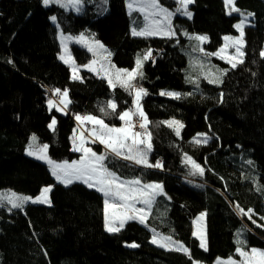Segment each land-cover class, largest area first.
<instances>
[{"label":"trees","instance_id":"1","mask_svg":"<svg viewBox=\"0 0 264 264\" xmlns=\"http://www.w3.org/2000/svg\"><path fill=\"white\" fill-rule=\"evenodd\" d=\"M81 1L84 7L76 12L55 2L45 5L44 0H0V191L36 197L51 187L50 205L29 202L11 211L0 207V264H212L238 255V232L246 250L264 249V0H236L242 12L254 15L245 28L242 62L233 68L216 59L224 70L221 83L187 81L185 50L194 46L190 35H207L204 48L213 53L226 35L237 34L242 15L229 14L224 0H194L188 6L191 18L175 12L177 0H159L175 13L172 37L133 36V21L140 26L142 16L130 15L126 0ZM60 31L92 33L119 68L133 69L137 57L151 50L143 77L132 83L147 91L141 104L150 121L148 160L162 167L111 154L105 160L123 179L162 184L164 194L156 198L145 224L130 220L119 232L106 231L102 193L82 183L58 182L46 163L26 153L36 135L53 160L79 159L82 153L73 150L76 115L120 126L119 114L133 108L134 92L130 95L118 84L110 87L103 76L81 69L80 79H73L60 59ZM71 50L80 65L93 58L79 43H72ZM54 89L68 91L71 103L64 112L49 109ZM109 100L117 105L115 113L107 107ZM171 120L183 125L179 136L177 126L162 123ZM197 134H207L208 142L195 143L194 138L203 139ZM90 144L106 153L100 143ZM185 154L204 169L202 176L191 174ZM237 206L252 212L239 213ZM203 212L206 251L193 235V221ZM153 229L181 242L191 255L152 243ZM132 243L139 247H129Z\"/></svg>","mask_w":264,"mask_h":264},{"label":"snow or ice","instance_id":"2","mask_svg":"<svg viewBox=\"0 0 264 264\" xmlns=\"http://www.w3.org/2000/svg\"><path fill=\"white\" fill-rule=\"evenodd\" d=\"M50 2H59V0H44L45 5ZM80 0H68V4L72 6L79 5ZM178 7L175 12L183 16L191 18L192 12L188 10V6L194 3V0H177ZM226 8H230L231 12H240V9L235 6L234 0H224ZM62 7H66L67 4H62ZM130 12H141L144 14V19L146 23L143 27H140L139 30L136 27H133L131 34L133 36H166L172 37L176 35L175 30L172 27V17L175 14L174 12L169 11L167 8L163 7L159 0H130L128 4ZM77 11L79 8L77 7ZM243 15V14H242ZM254 14L248 13L245 16V19H242L235 27L239 29V37L225 36L224 46L216 53H211L206 55H218L221 59H227L228 63L231 64L233 68L237 66V62H242L244 53L242 52V47L244 44L243 37L244 31L243 27L247 16H252ZM55 20V17L52 18ZM188 35L187 33H184ZM198 42H203L207 40L206 36L196 35L193 37ZM77 42L86 43V38L83 34L78 38ZM63 44V39L61 41ZM88 50L93 53L94 57L101 56V59H106L102 53H107V56L110 57L111 53H108L104 46L99 42L95 41L94 44H87ZM229 47H234L236 54L240 57L239 61H236L235 56H226L227 50ZM65 53H67V46L64 45ZM194 51H203L202 48L198 46L193 49ZM264 56V52L261 53ZM151 57V50L149 49L141 59L140 56L137 57L136 67L129 71L128 69H117L115 65H111L110 62L106 66L103 63L99 64V67H96L98 61L93 59L89 64L84 65L83 67L88 68L90 71L96 72L98 75L103 73L104 78L107 79L110 87L115 88L118 84L120 87L125 88L126 91H129L130 95L134 92L133 105L134 108L123 111L119 114V120L123 121V125L120 127L109 126L104 123L103 119H100L96 116L85 115L80 116L76 115V120L80 124L85 122H90L94 126L90 130V135L93 137V143L99 142L106 149L105 154H97L93 151L92 148L86 147V142L88 137H86L81 131L79 137L76 136V130H73V145L74 151L82 153L79 160H73L71 163L68 161L56 162L51 158L47 157L46 152L48 145H43L38 150L34 149L36 143L35 135L32 136L29 145V155H37L38 159L46 160L51 167V174L55 179L65 185L73 183V181H81L90 188H95L97 191L103 195L104 203V225L106 231L110 233L119 232L125 227L127 221L130 220H139L141 224H145L148 216L151 213V207L155 202L156 198L162 194L163 186L159 183H148L143 184L139 178H134L131 180L122 179L117 175L116 172L110 170L105 165V160L108 154L114 155L115 157L123 158L129 160L138 165H143L149 168H160L162 164L157 161L155 164L149 163L148 154L152 149L151 144V133L147 131L150 121L146 113L143 111V108L140 104V100L143 95H147L145 89L137 88L132 83L137 77H143V72L141 71L143 67V62L148 60ZM60 59L63 60L66 64H71L73 66V79H80L78 75L79 69L76 67L73 58L70 55H61ZM114 70V71H113ZM223 74L224 70H218ZM189 82L195 83L193 80ZM211 83L220 82L219 76L213 75L210 79ZM54 93L60 96L58 102L49 99L48 106L51 110L53 107L57 111H64L68 104L71 103L68 100V92L64 90L61 92L60 89H54ZM161 95H167L176 99H179L181 94L177 92H161ZM186 95H191L187 93ZM61 105L63 107H61ZM107 107L112 110V113H115L117 105L114 101L109 100L107 102ZM101 112H104L105 115L109 113L105 112L104 108L100 109ZM137 116L139 118V129L142 131H136V123L133 122V117ZM167 124L169 127L177 126L175 128L176 134L180 135V128L183 125L176 120L164 121L162 122ZM56 124L55 118L52 119V122L49 124V128H54ZM200 138H194L195 143H207L209 137L207 134H197ZM77 140L79 144L77 146ZM185 162L191 165L193 175H203L204 169L197 164L191 157L185 154ZM250 164L251 161H248ZM51 191V187H45L41 190L40 194L33 199L30 196L17 195L16 193H10L7 196L0 197V201L6 200L11 208H21L25 203L31 201L33 203H50L48 193ZM143 205L142 207H137V205ZM0 206H3L0 203ZM239 213L248 215L252 212V209H248L247 212H244L243 209L237 206ZM204 213H201L197 218L196 222L202 221L204 218ZM249 218H251L249 216ZM153 231L152 243L159 244L161 247L173 246L175 250L182 251L188 255H191L189 249H187L181 242L174 241L170 236H159L158 233ZM194 236H198L200 239V247L207 250V243L204 237L203 232L200 228H197V231L193 232ZM240 233H237V247L235 249L236 253L239 254L240 259L236 260L232 256H229L227 259L217 258L216 264H264V249L250 248L246 250V242L239 239ZM129 247H139V245L133 243ZM198 264V262H194Z\"/></svg>","mask_w":264,"mask_h":264},{"label":"rangeland","instance_id":"3","mask_svg":"<svg viewBox=\"0 0 264 264\" xmlns=\"http://www.w3.org/2000/svg\"><path fill=\"white\" fill-rule=\"evenodd\" d=\"M234 2H235V6L237 7V5H236V0H234ZM51 3V2H50ZM50 3H48L47 5H49ZM55 3H59V4H67V6L65 7V8H71V9H73L74 11H76V12H80V11H82V9H83V7H84V2H82L81 0H80V3H79V5H76V6H72L71 4H68V0H59V2H55ZM77 7L79 8V11H77ZM238 8V7H237ZM190 11V10H189ZM227 11H228V13H230V8H227ZM231 13H241V15H242V18H241V20L242 19H245V16L248 14V13H250V12H242L241 10H240V12H231ZM143 16H144V14L143 13H141ZM251 19H252V16H247V19H246V21H245V24H244V27H243V31H244V33H245V28H246V26H248L249 24H251ZM172 20H173V17H172ZM240 20V21H241ZM54 22H56V18H55V20H53ZM240 21H238L237 22V24L238 23H240ZM146 22V21H145ZM236 24V25H237ZM237 29V28H236ZM83 35L85 36V38H86V41H87V44H94V42L95 41H99V40H97L95 37H94V35L92 34V33H83ZM196 35H202V34H195V35H190V36H192V38L194 37V36H196ZM239 35H240V31H239V29H237V34H235V35H226V36H232V37H239ZM81 36V34L80 35H73V34H65V33H63L62 31H60L59 32V40H60V43H61V41H62V39H63V44L61 43V53H60V56L63 54V55H70L72 58H73V60H74V62H75V65H76V67L79 69V71H78V75H79V77H80V71H81V69H85V70H89L88 68H86V67H83L84 65H87V64H89L91 61H93V59H96L97 61H98V63H97V65H96V67H99V64L100 63H103V64H105L106 66L109 64V62H110V64L111 65H113V62H111L112 60H111V56L110 57H108L107 56V53H102V55L104 56V57H106V59H101V56H97V57H94L93 56V58H92V60L91 61H89L88 63H86V64H83V65H80V64H78L77 62H76V60H75V58H74V56H73V53H72V50H71V44L72 43H79V44H81V45H84V46H86L87 47V44L86 43H82V42H77V40H78V38ZM157 36H159V35H157ZM202 36H206L207 37V35H202ZM194 39V38H193ZM208 41V37H207V40H205V41H203V42H198V41H196L195 39H194V46L193 47H191V48H189V49H186L185 50V52H186V54H187V56H188V59H189V63H188V67H187V69L185 70L186 72H185V74H186V79H187V81H189L190 79L191 80H194V81H196V80H198V79H200V78H203V79H207L209 82H210V79L213 77V75H215V76H219V78H220V82H218V83H221L222 82V79H223V74H221V72L220 71H218V70H222V68H221V66L217 63V61H216V59H220V60H224V61H226V62H228L227 61V59L225 58V59H221L220 58V56H218V55H206V53L207 54H211V53H208L206 50H205V48H204V43H206ZM243 41H244V44H243V47H242V52L244 53V45H245V39H244V37H243ZM103 46H104V48L107 50V52L108 53H110V51H109V49L101 42V41H99ZM224 44H225V40H224V43H223V45L216 51V52H218L223 46H224ZM64 45H66L67 46V53H65V50H64ZM199 47V48H202L203 49V51H194L193 49L194 48H196V47ZM88 48V47H87ZM216 52H213V53H216ZM92 55H93V53H92ZM226 56H235L236 57V61H234V62H237V61H239V59H240V57L236 54V50H235V48L234 47H229L228 48V50H227V53H226ZM243 57H244V55H243ZM141 59H142V57H140ZM243 59V58H242ZM110 60V61H109ZM63 61V60H62ZM64 62V61H63ZM65 63V62H64ZM238 63V62H237ZM66 64V63H65ZM69 67H70V69H71V71H72V77H73V66L71 65V64H67ZM136 67V66H135ZM134 67V68H135ZM115 68H117V69H124V68H119V67H117V66H115ZM133 68V69H134ZM129 70V69H128ZM132 69H130L129 71H131ZM90 71V70H89ZM114 71V70H113ZM93 72V71H92ZM94 73H96V72H94ZM224 73V72H223ZM97 74V73H96ZM100 76H103V73H101V74H99ZM104 77V76H103ZM135 87H137V88H139L137 85L135 86ZM63 92V91H62ZM68 92V91H67ZM142 99V98H141ZM68 100H69V95H68ZM59 101V100H58ZM57 101V102H58ZM140 104H141V100H140ZM141 106H142V104H141ZM61 107H63L62 105H61ZM133 108H134V105H133ZM143 108V107H142ZM64 111H66V109L64 110ZM64 111H61V112H64ZM77 121V120H76ZM91 124V126H92V128H93V124L92 123H90V122H85L84 124H80L78 121H77V124H78V132L76 133V135H77V137H79V135H80V133H81V131H83V127H84V131H83V133H84V135L86 136V137H88V140H87V142H86V147H90V148H92L93 149V151H95L97 154H101V153H99V152H97V150L96 149H94L93 148V146L90 144V143H93L92 141H93V137H91V135H90V130L92 129V128H90V129H86V125L87 124ZM124 123V122H123ZM123 125V124H122ZM122 125H120V126H122ZM109 126H111V125H109ZM120 126H116V127H120ZM55 127V126H54ZM53 129V128H52ZM149 132V131H148ZM33 136V135H32ZM32 136H31V138H32ZM35 137L37 138V136L35 135ZM31 138H30V142H29V145H30V143H32V141H31ZM97 143H99V142H97ZM78 144H79V140H77V146H78ZM29 145H28V147L26 148V153L28 154V151H29ZM43 145H46V144H44V143H40V141H39V139L37 138L36 139V143H35V145L33 146L34 147V149H36V150H38L40 147H42ZM29 155V154H28ZM46 155H47V157H49V158H51L49 155H48V148H47V152H46ZM29 156H31V157H33V158H35V159H38L37 158V155H29ZM52 159V158H51ZM80 159V158H79ZM79 159H75V160H79ZM38 160H40V161H42V162H44V163H46L47 165H48V167H49V169L51 170V167H50V165L47 163V161L46 160H42V159H38ZM53 160V159H52ZM53 161H55V160H53ZM56 162H58V161H56ZM69 163H71L72 161H68ZM59 163V162H58ZM123 179V178H122ZM127 180H129V179H127ZM131 180V179H130ZM73 183H82V184H84L83 182H81V181H73ZM73 183H71V184H73ZM143 183V182H142ZM150 183H156V182H150ZM63 184V183H62ZM143 184H148V183H143ZM159 184H161V183H159ZM65 185V184H64ZM70 185V184H69ZM86 185V184H85ZM162 185V184H161ZM95 189V188H94ZM10 193H16L17 195H24V196H29V195H26V194H23V193H19V192H16V191H14V190H3V191H0V197H3V196H7V195H9ZM31 197V196H30ZM48 197H49V200H50V203H46V205H50L51 204V198H50V192L48 193ZM33 199H35V197H32ZM29 202H31V201H29ZM29 202H27V203H29ZM0 203H2V205L3 206H0V207H5V208H8V209H10L11 208V205H9L8 203H7V201L6 200H2V201H0ZM27 203H25V204H27ZM24 204V205H25ZM37 204H45V203H37ZM23 205V206H24ZM143 205H140V204H138L137 205V207H142ZM152 208V207H151ZM13 209V208H12ZM204 213V212H203ZM201 214V213H200ZM199 214V215H200ZM205 214V213H204ZM198 215V216H199ZM197 216V217H198ZM196 217V218H197ZM196 218L194 219V221H193V226H194V231H197V228L199 227L200 228V230L203 232V234H204V237H205V240H206V243H208V241H207V226H206V214L204 215V218H203V220L202 221H199V222H196V223H194L195 221H196ZM138 221V220H137ZM154 234V233H153ZM159 234V233H158ZM160 236H163V235H161V234H159V236L157 237L158 239L160 238ZM195 237H197L198 239H199V237L198 236H195ZM173 240V239H172ZM174 241H176V240H174ZM199 241H200V239H199ZM133 244V243H132ZM157 245H159V244H157ZM160 246V245H159ZM165 248H168V249H173V250H175V248L173 247V246H169V247H165ZM258 249H260V248H258ZM234 259H236V260H239L240 259V257H239V254L237 255V256H235V257H233ZM196 262H198V264H207V263H202V262H199V261H196ZM212 264H216V262H214V263H212Z\"/></svg>","mask_w":264,"mask_h":264},{"label":"built area","instance_id":"4","mask_svg":"<svg viewBox=\"0 0 264 264\" xmlns=\"http://www.w3.org/2000/svg\"><path fill=\"white\" fill-rule=\"evenodd\" d=\"M51 99L57 102L60 99V96L58 94H56V93L53 92L51 94ZM133 122L136 123V125H137V127H136L135 130L136 131H142L141 129H139V126H138L139 125V118L137 116H134L133 117ZM90 128H92V126H91V124L88 123L86 125V129H90ZM147 131H149V130L147 129Z\"/></svg>","mask_w":264,"mask_h":264},{"label":"crops","instance_id":"5","mask_svg":"<svg viewBox=\"0 0 264 264\" xmlns=\"http://www.w3.org/2000/svg\"><path fill=\"white\" fill-rule=\"evenodd\" d=\"M129 2H130V0H126V5H127V9H128L129 14H130V15H133V16H134L136 13H140V14H141V12H138V11L130 12V10H129V8H128V4H129ZM141 16H142V24H141L140 26H138L136 19H134V21H133V24H134L133 27H136L138 30H139L140 27H143L144 24L146 23V22H145V19H144V16H143L142 14H141ZM83 131H84V127H83ZM103 147H104V146H103ZM104 149H105V148H104ZM138 221H139V220H138Z\"/></svg>","mask_w":264,"mask_h":264}]
</instances>
